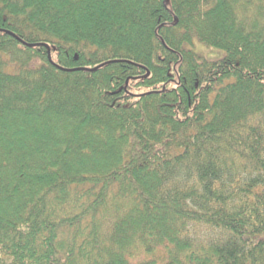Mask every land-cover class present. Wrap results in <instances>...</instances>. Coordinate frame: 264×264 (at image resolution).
Returning <instances> with one entry per match:
<instances>
[{
  "label": "trees",
  "instance_id": "16d2710c",
  "mask_svg": "<svg viewBox=\"0 0 264 264\" xmlns=\"http://www.w3.org/2000/svg\"><path fill=\"white\" fill-rule=\"evenodd\" d=\"M0 264H264V0H0Z\"/></svg>",
  "mask_w": 264,
  "mask_h": 264
},
{
  "label": "rangeland",
  "instance_id": "374dc122",
  "mask_svg": "<svg viewBox=\"0 0 264 264\" xmlns=\"http://www.w3.org/2000/svg\"><path fill=\"white\" fill-rule=\"evenodd\" d=\"M188 47H191L194 49L198 54L202 55L203 57L210 59V60H216L220 59L224 56L225 51L220 48H214V47H208L205 44L195 41L193 45H188Z\"/></svg>",
  "mask_w": 264,
  "mask_h": 264
},
{
  "label": "water",
  "instance_id": "95a60500",
  "mask_svg": "<svg viewBox=\"0 0 264 264\" xmlns=\"http://www.w3.org/2000/svg\"><path fill=\"white\" fill-rule=\"evenodd\" d=\"M34 44H29V46H33Z\"/></svg>",
  "mask_w": 264,
  "mask_h": 264
}]
</instances>
